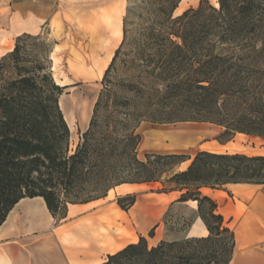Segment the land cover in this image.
<instances>
[{
    "label": "trees",
    "instance_id": "trees-1",
    "mask_svg": "<svg viewBox=\"0 0 264 264\" xmlns=\"http://www.w3.org/2000/svg\"><path fill=\"white\" fill-rule=\"evenodd\" d=\"M150 25L146 30L159 43L158 78L162 103L152 122H207L224 128L229 140L242 133L264 139V0H199L173 16L180 0H147ZM157 26V27H155ZM125 29L123 28V35ZM27 33L16 37L11 51L0 57V225L22 198L42 197L56 219L68 205L106 196L120 184L159 181L171 172L169 191L178 201H196L208 234L149 246L145 237L129 243L99 264H227L233 232L217 203L201 188L220 189L230 183H264V155L200 150L185 154H145L136 157L140 136L133 128L124 140L103 128L96 107L75 150L70 153V130L58 101L68 86L54 81L49 50H24ZM108 69L106 70V72ZM105 72V74H106ZM138 117V118H137ZM141 117V118H140ZM145 116L136 115L138 122ZM140 119V120H139ZM121 163V174L115 173ZM120 209L127 211L135 196ZM229 233L227 248L222 234ZM153 236V229L149 232ZM217 238V240H214ZM217 241L219 245H215Z\"/></svg>",
    "mask_w": 264,
    "mask_h": 264
},
{
    "label": "rangeland",
    "instance_id": "rangeland-1",
    "mask_svg": "<svg viewBox=\"0 0 264 264\" xmlns=\"http://www.w3.org/2000/svg\"><path fill=\"white\" fill-rule=\"evenodd\" d=\"M145 1L147 0H126L123 18L125 34L122 33L115 50H98L99 53H93L91 50H50L52 41L44 35H34L35 38L32 39L24 38L21 43L24 50H49V70L54 81L60 86H68L59 97L64 101L66 109L62 111L64 119L67 120L69 110L73 111L74 116L80 117L82 103L93 101L88 126L93 117L95 102L100 98L96 107L97 122L103 128L113 130L117 140H124L133 128L134 134L140 136L135 148L136 157L140 160H145V154L176 153L192 157L200 150L261 154L264 151V139L259 137L234 134L226 140L227 136H221L224 128L215 124L180 121L159 123L150 120L153 114H158L157 109L159 103H162L164 91L163 82L157 77L159 50H163L158 48V45L163 41L152 40L146 34L151 22ZM208 1L218 6L217 0ZM198 2L199 0H180L173 16L190 7H196ZM260 66L263 67L264 63L260 62ZM74 98H77L78 104L72 101ZM136 115L145 116L146 120L139 121L135 126L138 121L134 119ZM74 121L75 118L73 123ZM85 129L77 131L75 127L71 128L68 140L70 153L75 150ZM158 134H162L161 137ZM188 163L189 161H186L175 166L171 172L185 169ZM121 171V163L118 162L115 173L121 174ZM171 172L164 173L159 181L142 183L139 190L131 193L120 194L121 189H116L115 186L106 196L88 205H68L70 216L58 220L57 223L66 227L76 225L84 218L83 215L102 211L89 219L101 222L102 243L111 240L122 243L131 239V235H135L137 228H140L141 222H136L133 218V214L140 212L141 219L145 222V236L149 239V244L157 240L161 229L180 233L191 225L196 211L191 208V202L182 208L164 207L157 199L156 193L169 192L171 184L166 181ZM128 194L135 196V203L124 211L118 206L117 199L125 197L122 203L126 205L129 201L126 198ZM83 206L89 207L84 212L77 210ZM80 212L82 213L75 216ZM152 229L153 236L150 238L148 234ZM222 236L225 246L229 248V233ZM213 243L219 245L217 241Z\"/></svg>",
    "mask_w": 264,
    "mask_h": 264
},
{
    "label": "crops",
    "instance_id": "crops-1",
    "mask_svg": "<svg viewBox=\"0 0 264 264\" xmlns=\"http://www.w3.org/2000/svg\"><path fill=\"white\" fill-rule=\"evenodd\" d=\"M125 11L126 0H0L1 56L12 50L16 37L24 33L44 35L52 41L50 50L99 53L98 50L116 49L123 33ZM74 118L73 128H86L78 115ZM250 155H264V151ZM141 184L124 183L116 189L127 194L139 190ZM201 192L216 201L218 211L233 232L234 246L227 264H264V183H230L220 189L203 187ZM180 194L181 191L172 190L156 196L164 207L182 208L191 202L196 211L193 222L180 233L161 229L152 244L145 236L140 212L136 215L141 225L131 239L102 243L101 222L89 221L102 211L85 214L78 224L66 227L57 223L42 197L22 198L0 225V264H99L108 254L136 243L140 236L151 246L161 240L206 236L208 231L197 214L196 201H178ZM87 207L77 210L84 212ZM68 212L69 209L59 221L67 219Z\"/></svg>",
    "mask_w": 264,
    "mask_h": 264
},
{
    "label": "bare ground",
    "instance_id": "bare-ground-1",
    "mask_svg": "<svg viewBox=\"0 0 264 264\" xmlns=\"http://www.w3.org/2000/svg\"><path fill=\"white\" fill-rule=\"evenodd\" d=\"M216 5H217V3H216ZM72 101L75 104H78V102H79L77 100V98H74ZM92 104H93V101H90L89 103L87 101H84V103H82V110H81V113H80V119H81L83 124H87L88 123ZM59 107H60L61 111H63V110L65 111L66 110L65 106H64V101L61 98L59 99ZM67 112H68V114H67V120L68 121L66 120V122H67V124H69L68 125L69 128H73V118H74L73 111L69 110ZM155 135H157V134H155ZM158 135H159V137H161L162 134L161 135L158 134ZM133 215H134L133 218L136 220V222H139L140 220H138V215H135V214H133Z\"/></svg>",
    "mask_w": 264,
    "mask_h": 264
}]
</instances>
